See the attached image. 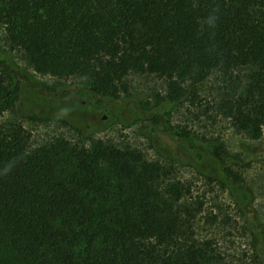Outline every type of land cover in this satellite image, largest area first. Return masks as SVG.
<instances>
[{
	"label": "trees",
	"instance_id": "1",
	"mask_svg": "<svg viewBox=\"0 0 264 264\" xmlns=\"http://www.w3.org/2000/svg\"><path fill=\"white\" fill-rule=\"evenodd\" d=\"M0 25L37 74L80 76L85 93L111 105L123 100L132 70L165 78L167 100L181 102L187 84L214 70L253 68L222 113L252 140L263 135L264 0H0ZM12 67L0 56V114L16 102L27 118L69 113ZM155 111L146 119L165 129L169 111ZM28 142L22 126L0 129V264H216L203 248L162 252L183 224L164 196L178 202L184 190L171 184L161 192L160 168L141 153L103 141L91 149ZM223 174L231 189L243 188L232 171ZM248 224L264 258V227L254 215Z\"/></svg>",
	"mask_w": 264,
	"mask_h": 264
},
{
	"label": "rangeland",
	"instance_id": "2",
	"mask_svg": "<svg viewBox=\"0 0 264 264\" xmlns=\"http://www.w3.org/2000/svg\"><path fill=\"white\" fill-rule=\"evenodd\" d=\"M0 56L12 64L15 78L21 74L46 90L52 101L61 100L69 107L68 114L56 111L59 119L40 118L39 111L27 118L16 102L0 114L1 130L22 126L32 149L61 140L91 149L103 141L141 153L145 162L160 168L156 186L161 192L171 184L184 190L178 202L164 196L167 206L180 213L183 224L178 237L160 248L162 252L191 246L207 250L216 264H264L248 224L249 215H254L264 227V128L261 139L252 140L222 113L223 100L228 94L242 95L253 68L232 75L214 70L201 84H187V98L181 102L167 100L165 78L132 70L123 80L128 89L121 95L123 100L111 105L108 99L96 100L85 93L86 81L80 76L61 80L37 74L24 53L9 43L2 25ZM238 81L243 82L240 90ZM136 101L142 110L133 108ZM154 108L155 112L169 111L165 129L146 119ZM157 138L164 142L162 149ZM223 168L242 180L238 192L229 187ZM102 170L109 177L106 165Z\"/></svg>",
	"mask_w": 264,
	"mask_h": 264
},
{
	"label": "flooded vegetation",
	"instance_id": "3",
	"mask_svg": "<svg viewBox=\"0 0 264 264\" xmlns=\"http://www.w3.org/2000/svg\"><path fill=\"white\" fill-rule=\"evenodd\" d=\"M159 112H160V114H163L162 111H159ZM156 143H157V146H158L159 149H162V147H164L163 146L164 145V142L162 141V139H158L157 138V142ZM165 149H166V147H165Z\"/></svg>",
	"mask_w": 264,
	"mask_h": 264
}]
</instances>
